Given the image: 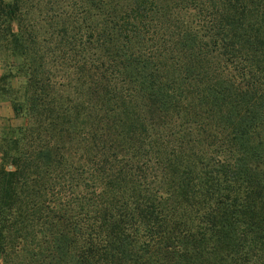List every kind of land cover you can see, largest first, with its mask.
<instances>
[{"label":"trees","instance_id":"obj_1","mask_svg":"<svg viewBox=\"0 0 264 264\" xmlns=\"http://www.w3.org/2000/svg\"><path fill=\"white\" fill-rule=\"evenodd\" d=\"M0 65L1 264H264V0H0Z\"/></svg>","mask_w":264,"mask_h":264},{"label":"rangeland","instance_id":"obj_2","mask_svg":"<svg viewBox=\"0 0 264 264\" xmlns=\"http://www.w3.org/2000/svg\"><path fill=\"white\" fill-rule=\"evenodd\" d=\"M2 73L3 70L0 65V77ZM11 82H13V85L16 86L15 90H11L9 85V78H4L2 81H0V139L4 137L6 140H10V138L13 137L11 133V127L23 126L26 121L25 115L23 113L15 112L12 104L10 103V99L9 98L7 99V96H15V95L20 96L23 93L22 90H20L21 89L20 87L23 86V79L21 76H16L15 78L11 79ZM168 126L161 124V125H157V127H153L154 130L150 129V132L152 134L151 139H158V140L162 139V142L164 144L167 143V146H169L170 149H172L175 148V146H177V142L170 134L172 133V131L168 128ZM88 136H91V134L89 133ZM2 143L7 144L8 142H2ZM147 146H149V144ZM168 152L171 153L170 150H168ZM129 154L130 153H128V155ZM208 154L209 157L213 159L215 162L216 161L223 162L226 160L225 155L221 152H217V153L209 152ZM128 159L129 161L134 160V158H128ZM146 172H147V179L145 183L146 186L152 184H157V185L160 184L162 177L161 166L155 160V155H153L151 161L148 162V169ZM84 176L85 178H87V172L84 174ZM85 178L82 179L81 186L78 188L79 192L80 191L82 192L80 193L82 196L86 192V190L83 188V185L85 184ZM98 190L99 189H96V192H98ZM0 264H1V259H0Z\"/></svg>","mask_w":264,"mask_h":264}]
</instances>
